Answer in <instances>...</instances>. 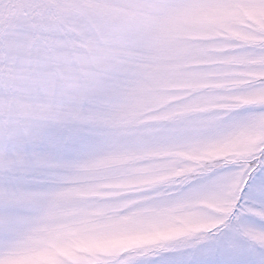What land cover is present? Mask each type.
I'll return each instance as SVG.
<instances>
[{"label":"snow or ice","instance_id":"1","mask_svg":"<svg viewBox=\"0 0 264 264\" xmlns=\"http://www.w3.org/2000/svg\"><path fill=\"white\" fill-rule=\"evenodd\" d=\"M0 264H264V0H0Z\"/></svg>","mask_w":264,"mask_h":264}]
</instances>
